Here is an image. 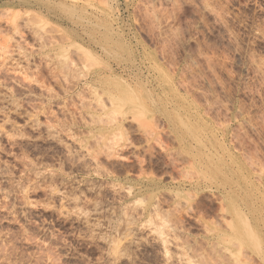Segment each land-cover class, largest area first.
Returning a JSON list of instances; mask_svg holds the SVG:
<instances>
[{
	"label": "rangeland",
	"instance_id": "rangeland-1",
	"mask_svg": "<svg viewBox=\"0 0 264 264\" xmlns=\"http://www.w3.org/2000/svg\"><path fill=\"white\" fill-rule=\"evenodd\" d=\"M0 264H264V0H0Z\"/></svg>",
	"mask_w": 264,
	"mask_h": 264
},
{
	"label": "bare ground",
	"instance_id": "bare-ground-1",
	"mask_svg": "<svg viewBox=\"0 0 264 264\" xmlns=\"http://www.w3.org/2000/svg\"><path fill=\"white\" fill-rule=\"evenodd\" d=\"M83 55H84V54H83ZM79 56H80V55H79ZM73 63H74V62H72V64H73ZM100 101H101V100H100ZM101 103H102V101H101ZM105 103H106V102H105ZM106 105H107V103H106ZM108 105H109V104H108ZM119 115H120V114H119ZM113 117H114V120H115V118L117 119V118L120 117V116H116V117L113 116ZM111 119H112V118H111ZM118 119H119V118H118ZM114 120L112 119V121H114ZM109 121H110V120H108V122H109ZM112 121L109 122L110 125H111V122H112ZM112 123H113V122H112ZM106 124H107V123H106ZM120 124H121V123H120ZM114 125L118 126V123H117V124H114ZM119 126H120V125H119ZM110 128H111V127H110ZM111 135H112V134H111ZM159 141H160V140H159ZM161 141H162V140H161ZM163 142H164V141H163ZM157 143H158V142H157ZM114 145H115V144H114ZM117 145H118V144H117ZM162 145H163V143H162ZM164 145H165V144H164ZM151 147H152V146H151ZM161 147H163V146H161ZM164 147H165V146H164ZM164 147H163V148H164ZM145 148H146V147H145ZM165 148H166V147H165ZM112 149H114V148H112ZM126 149H127V148H126ZM160 149H161V148H160ZM122 150H123V149H122ZM110 152H111V151H110ZM139 152H140V150H139ZM112 153H113V152H112ZM118 153H119V151H118ZM173 153H174V152H173ZM175 153H177V152H175ZM175 153H174V154H175ZM192 153H193V152H192ZM109 154H110V153H109ZM137 154H138V153H137ZM171 154H172V153H171ZM134 155H135V154H134ZM157 155H158V154H157ZM164 155H165V154H164ZM167 155H168V154H167ZM175 155H176V154H175ZM175 155H173V156H175ZM118 156H119V155H118ZM135 156L138 157V155H135ZM135 156H134V157H135ZM149 156H150V155H149ZM168 156H169V155H168ZM178 156H179V155H178ZM119 157H122V156H119ZM126 157H127V156H126ZM150 157H151V156H150ZM183 157H184V156H183ZM169 158H170V157H169ZM173 158H174V157H173ZM124 159H125V158H124ZM143 159H144V158H143ZM147 159H148V158H147ZM183 159H184V158H183ZM183 159H182V160H183ZM186 159H187V158H186ZM186 159H185V162H186ZM128 160H129V159H128ZM128 160H127V161H128ZM138 160H139V158H138ZM164 160H165V159H164ZM172 160H173V159H172ZM172 160H171V161H172ZM180 160H181V159H180ZM161 161H162V160H161ZM169 161H170V160H169ZM169 161H168V162H169ZM133 162H134V161H133ZM135 162H136V161H135ZM142 162H143V161H142ZM142 162H141V164H142ZM144 162H146V160H145ZM172 162H174V161H172ZM176 162H177V161H176ZM180 162H182V161H180ZM183 162H184V161H183ZM189 162H190V161H189ZM130 163H131V162H130ZM152 163H153V161L150 159L149 161H147V164H146V163H145V164H146L147 166H149V167H152ZM178 163H179V161H178ZM176 164H177V163H176ZM138 165H139V164H138ZM153 165H154V164H153ZM163 165H164V164H163ZM163 165H162V166H163ZM125 166H126V165H125ZM132 166H134V164H133ZM136 166H137V165H136ZM162 166H161V167H162ZM166 166H167V165H166ZM171 166H172V167H176V165L173 166L172 164H171ZM149 167H148V168H149ZM167 167H168V166H167ZM180 167H181V166H180ZM139 168H140V167H139ZM141 168H142V167H141ZM157 168H158V167H157ZM157 168H156V169L153 168V169L157 170ZM159 168H160V166H159ZM165 168H166V167H165ZM142 169H143V168H142ZM175 169H176V168H175ZM175 169H174V170H175ZM178 169H179V168H178ZM140 170H141V169H140ZM143 170H144V169H143ZM166 170H167V169H166ZM141 171H142V170H141ZM141 171H139V172H141ZM148 171H149V170H148ZM164 171H165V170H164ZM145 172H146V171H145ZM149 172H150V171H149ZM165 172H167V171H165ZM168 172H169V171H168ZM178 172H179V171H178ZM141 173H142V172H141ZM147 173H148V172H147ZM150 173H151V172H150ZM153 173H154V172H153ZM171 173H172V172H171ZM171 173H170V174H171ZM176 173H177V172H176ZM139 174H140V173H139ZM145 174H146V173H145ZM162 174H163V173H162ZM183 174H185V173H183ZM194 174H196V173H194ZM164 175H165V174H164ZM164 175H163V176H164ZM187 175H188V174H187ZM187 175H186V176H187ZM184 176H185V175H184ZM186 176H185V177H186ZM191 176H192V175H191ZM167 177H168V176H167ZM170 177L173 178L172 176H170ZM174 177H175V176H174ZM187 177H188V176H187ZM192 177H194V176H192ZM175 179H176V178H175ZM185 179H187V178H185ZM172 180H174V179H172ZM201 180H202V179H201ZM203 183H204V182H203ZM193 184H195V182H194V183H190V185H193ZM193 186H194L193 188H196V189H198V190L201 189V187H202V185H201L199 182H197V183H196L195 185H193ZM206 189H207V188H206ZM191 193H192V192H191ZM203 195H204V194H203ZM207 195H208V194H207ZM189 196H190V194H189ZM209 196H210V195H209ZM205 197H206V196H205ZM190 198H191V197H190ZM215 198H217V197H214V199H215ZM212 199H213V198H212ZM214 199H213V200H214ZM203 201H204V200H203V198H202V202H203ZM210 203H211V202H210ZM201 204H202V203H201ZM199 205H200V204H199ZM195 206H197V205H195ZM222 207H223V206H222ZM220 217H221V216H220ZM215 222H216V221H215ZM218 223H219V222H218ZM229 223H230V222H229ZM219 224H220V223H219ZM216 225H217V224H216ZM228 225H229V224H228ZM221 226H224V225H221ZM129 240H130V239H129ZM129 240H128V241H129ZM130 241H131V240H130ZM235 245H237V244H235ZM214 246H215V245H214ZM232 246H233V244H232ZM214 248H215V247H214ZM236 248H238V246H236ZM239 248H241V246H240ZM242 250H243V249H242ZM244 251H245V250H244ZM244 251H243V253L248 254V253H246V252H244ZM240 254H241V253H240ZM232 256H233V255H232ZM244 257H245V256H244Z\"/></svg>",
	"mask_w": 264,
	"mask_h": 264
}]
</instances>
